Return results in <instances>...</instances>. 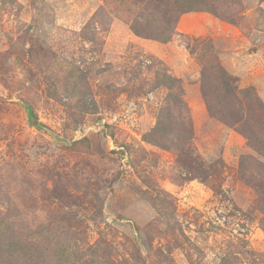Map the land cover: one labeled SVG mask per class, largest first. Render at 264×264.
Masks as SVG:
<instances>
[{
    "label": "rangeland",
    "instance_id": "rangeland-1",
    "mask_svg": "<svg viewBox=\"0 0 264 264\" xmlns=\"http://www.w3.org/2000/svg\"><path fill=\"white\" fill-rule=\"evenodd\" d=\"M0 264H264V0H0Z\"/></svg>",
    "mask_w": 264,
    "mask_h": 264
},
{
    "label": "trees",
    "instance_id": "trees-1",
    "mask_svg": "<svg viewBox=\"0 0 264 264\" xmlns=\"http://www.w3.org/2000/svg\"><path fill=\"white\" fill-rule=\"evenodd\" d=\"M181 5L182 7H186V4H181ZM183 9L185 8H182V10ZM180 126H183V129H182L183 131H181ZM168 129H172V130L178 129V131L170 132L168 131ZM190 133H191L190 130L184 127V124H182V122H176L172 119H168V121L166 122V119H163V117H160L157 127L153 131H151V133L149 134V137L152 138L150 140H155L156 142L159 143V145H162L163 143L161 141H166L167 139L168 141H171L170 138L173 139L176 136L178 137V141L186 142L190 136ZM164 147H167V146L165 145Z\"/></svg>",
    "mask_w": 264,
    "mask_h": 264
},
{
    "label": "water",
    "instance_id": "water-1",
    "mask_svg": "<svg viewBox=\"0 0 264 264\" xmlns=\"http://www.w3.org/2000/svg\"><path fill=\"white\" fill-rule=\"evenodd\" d=\"M36 123V122H35Z\"/></svg>",
    "mask_w": 264,
    "mask_h": 264
}]
</instances>
